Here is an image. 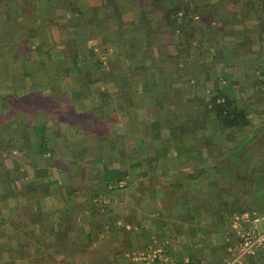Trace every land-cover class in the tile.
Here are the masks:
<instances>
[{
    "label": "crops",
    "instance_id": "0c3cea01",
    "mask_svg": "<svg viewBox=\"0 0 264 264\" xmlns=\"http://www.w3.org/2000/svg\"><path fill=\"white\" fill-rule=\"evenodd\" d=\"M243 212L264 231V0H0V264H264L232 263Z\"/></svg>",
    "mask_w": 264,
    "mask_h": 264
},
{
    "label": "built area",
    "instance_id": "2783aa9c",
    "mask_svg": "<svg viewBox=\"0 0 264 264\" xmlns=\"http://www.w3.org/2000/svg\"><path fill=\"white\" fill-rule=\"evenodd\" d=\"M262 218V215L255 212L236 213L233 216L231 222L238 241L232 247L235 255L232 263H236L243 256L255 253L257 249L264 246V231L258 227ZM163 258V250L158 247H150L133 255L137 264H156Z\"/></svg>",
    "mask_w": 264,
    "mask_h": 264
},
{
    "label": "trees",
    "instance_id": "16d2710c",
    "mask_svg": "<svg viewBox=\"0 0 264 264\" xmlns=\"http://www.w3.org/2000/svg\"><path fill=\"white\" fill-rule=\"evenodd\" d=\"M220 96H223L222 94L218 95V98ZM216 97V100L218 99ZM225 98V97H224ZM13 100L19 101L21 102V100L23 101L22 104H26V102L29 100V103L31 101H34L33 98H30L27 100L26 98H12ZM11 100L7 99L5 97H3V104L7 105ZM215 105L217 106V111H218V115L220 116L221 120H223L227 125H236L239 124L241 122L240 118L242 119L243 123H247L246 120H244V113L242 112V110L240 108L237 107V104L235 101L230 100L228 97L225 98L224 101H219V102H215ZM233 107V108H232ZM232 108V109H230ZM225 112V113H224ZM224 114V115H223ZM230 123V124H229Z\"/></svg>",
    "mask_w": 264,
    "mask_h": 264
},
{
    "label": "rangeland",
    "instance_id": "374dc122",
    "mask_svg": "<svg viewBox=\"0 0 264 264\" xmlns=\"http://www.w3.org/2000/svg\"><path fill=\"white\" fill-rule=\"evenodd\" d=\"M2 57H4V59H5V53H3L2 54ZM255 69H256V67H255ZM13 104L14 105H20L21 103L20 102H18V101H15V102H13ZM66 115L67 116V114H65V113H61L60 114V118H61V116H63V115ZM69 116H71V113L69 114ZM65 118H67V117H65ZM255 148H254V146L252 145L251 146V148H249L248 149V153H252V152H254L255 150H254ZM259 150V149H258ZM260 153V152H259ZM259 153H257V154H259ZM227 164L226 163H224L223 165H222V162H221V166H219V161H215L214 163H212V168L209 170V172L210 173H215V171H217V170H219V168H225V166H226ZM227 167V166H226ZM204 175V174H203ZM124 195V194H123ZM124 197V196H123ZM235 231V230H234ZM236 232V231H235ZM236 237H237V234H236ZM237 241H238V237L236 238V240L234 241V244H233V246L237 243ZM256 253V252H255ZM233 262V261H232ZM238 262V261H237ZM236 262V263H237Z\"/></svg>",
    "mask_w": 264,
    "mask_h": 264
}]
</instances>
